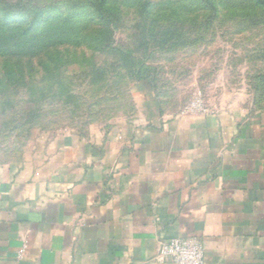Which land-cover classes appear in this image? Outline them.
<instances>
[{
    "label": "crops",
    "instance_id": "0c3cea01",
    "mask_svg": "<svg viewBox=\"0 0 264 264\" xmlns=\"http://www.w3.org/2000/svg\"><path fill=\"white\" fill-rule=\"evenodd\" d=\"M149 90L125 138L0 165V264H172L156 259L172 237L196 238L204 264H264V107L241 91L148 117Z\"/></svg>",
    "mask_w": 264,
    "mask_h": 264
},
{
    "label": "rangeland",
    "instance_id": "374dc122",
    "mask_svg": "<svg viewBox=\"0 0 264 264\" xmlns=\"http://www.w3.org/2000/svg\"><path fill=\"white\" fill-rule=\"evenodd\" d=\"M90 1L0 0V165H41L70 137L125 138L144 115L145 78L148 117L241 91L264 107V8L253 0H109L108 26L90 17L80 39L16 48L26 21Z\"/></svg>",
    "mask_w": 264,
    "mask_h": 264
},
{
    "label": "trees",
    "instance_id": "16d2710c",
    "mask_svg": "<svg viewBox=\"0 0 264 264\" xmlns=\"http://www.w3.org/2000/svg\"><path fill=\"white\" fill-rule=\"evenodd\" d=\"M253 2L264 8V0H253ZM108 3L109 0L90 1L89 5L87 4V11L78 10L82 7V4H79V2H74L71 7H68L63 11L57 9L56 11L55 8H51L50 10H47L41 19L37 21L34 19L28 20L29 22L26 21L27 27L23 28L16 35V37H19L20 40H22V44L18 43V45L15 46L18 49H21V46L24 44H27L25 46L27 48H32L36 43H38L39 46H47V44L50 45V41L53 42V38L62 39L66 37L69 32L74 34V40L80 39L81 34L84 31L83 25L85 20H88L90 17H93L91 19L96 20L97 23L103 26H108V24L113 22L112 18L105 14L104 7H106ZM142 6L143 8H148L149 3L144 2L142 3ZM7 24V21H5L3 25ZM42 33L49 37L40 36ZM39 39H41L43 43H40ZM93 39H95V35H93ZM141 81H147L150 84L146 78L141 79Z\"/></svg>",
    "mask_w": 264,
    "mask_h": 264
},
{
    "label": "built area",
    "instance_id": "2783aa9c",
    "mask_svg": "<svg viewBox=\"0 0 264 264\" xmlns=\"http://www.w3.org/2000/svg\"><path fill=\"white\" fill-rule=\"evenodd\" d=\"M210 109L199 98L191 100L181 111V115L211 114ZM159 262L172 264H204V249L194 237H172L160 241L156 253Z\"/></svg>",
    "mask_w": 264,
    "mask_h": 264
}]
</instances>
